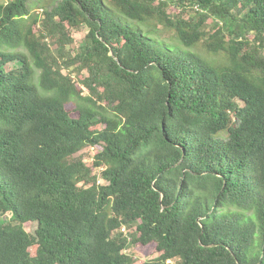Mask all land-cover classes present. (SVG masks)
I'll list each match as a JSON object with an SVG mask.
<instances>
[{"label": "trees", "instance_id": "trees-1", "mask_svg": "<svg viewBox=\"0 0 264 264\" xmlns=\"http://www.w3.org/2000/svg\"><path fill=\"white\" fill-rule=\"evenodd\" d=\"M30 1L0 3V264H264V0Z\"/></svg>", "mask_w": 264, "mask_h": 264}, {"label": "rangeland", "instance_id": "rangeland-1", "mask_svg": "<svg viewBox=\"0 0 264 264\" xmlns=\"http://www.w3.org/2000/svg\"><path fill=\"white\" fill-rule=\"evenodd\" d=\"M6 0H0V3H3ZM60 0H31L30 1V6L32 8L33 12L39 13V15H41V17H43V12L45 9H51L52 6L54 4H57V2H59ZM174 11V9H172V12ZM39 27V26H38ZM38 27H36L37 29H39ZM212 27V19L209 20V29ZM89 31L88 26L84 25L81 26L79 28H74L72 29V35L74 36V45L72 47H69V51L73 52L75 50H77V48L79 47V45L81 44V42L84 41L85 36L87 35ZM172 33H168L167 36H171ZM15 63H10L9 65H7L8 69H12L15 67ZM66 73H70L75 81L78 83V85H80L81 87L82 84L80 83L81 79L83 77L86 76V72L82 75H79L77 73V68L75 66H72L70 69L65 70ZM85 93H88L87 89L84 88ZM69 109L73 110L74 107L72 105L68 106ZM74 111V110H73ZM73 115H76L75 112H73ZM103 125H98L96 126V128H102ZM97 152V149H94L92 147L90 148H86L84 150H82L78 155H81L84 160L86 161L87 164L91 165L93 163V156L95 155V153ZM12 214L8 213L4 218L5 220H9L11 218ZM29 226V224L27 225V227ZM130 253L136 257L138 263H142L146 260H150V259H154L156 258L159 253L156 251L155 247L153 245L148 246L147 248L144 247H139V246H133L130 249ZM172 264H177L176 260H173Z\"/></svg>", "mask_w": 264, "mask_h": 264}]
</instances>
